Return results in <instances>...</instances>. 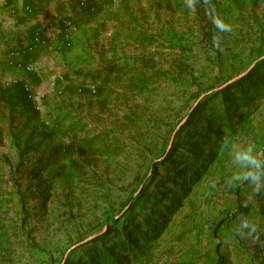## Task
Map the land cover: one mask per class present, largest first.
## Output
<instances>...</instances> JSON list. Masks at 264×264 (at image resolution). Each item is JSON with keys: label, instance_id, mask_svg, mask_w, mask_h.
<instances>
[{"label": "rangeland", "instance_id": "obj_1", "mask_svg": "<svg viewBox=\"0 0 264 264\" xmlns=\"http://www.w3.org/2000/svg\"><path fill=\"white\" fill-rule=\"evenodd\" d=\"M51 2L0 0V264H264V0Z\"/></svg>", "mask_w": 264, "mask_h": 264}, {"label": "crops", "instance_id": "obj_2", "mask_svg": "<svg viewBox=\"0 0 264 264\" xmlns=\"http://www.w3.org/2000/svg\"><path fill=\"white\" fill-rule=\"evenodd\" d=\"M34 4L38 6L42 5H48L51 6V1L53 0H30ZM37 11V8H36ZM54 15H51L50 13L48 16L45 13V10L43 7H40V11L38 12L35 17L37 18V21H39L41 27L49 26L52 30H54L58 25L57 22L54 20ZM19 23V22H18ZM58 30V29H57ZM25 34V33H24ZM52 35V38L48 41V47L44 49H36L34 50V54H32L30 58V62L36 67L35 69L40 73L44 72L48 69L54 68V67H60L64 66L65 63L68 60L65 57H68L69 51L67 48H56L52 49V47L57 44L59 45L62 41L61 38L56 37L55 33H47L46 36ZM25 35H20V30H18V24H15L13 27L9 28L6 32L1 34L0 32V61L5 60L7 62L5 65L10 67L16 66L19 64L20 60H16L17 57H9L6 54V49L12 45L16 44H23L22 42L26 39ZM50 45V46H49ZM28 56H25V59ZM9 59V60H8ZM3 64V63H2Z\"/></svg>", "mask_w": 264, "mask_h": 264}, {"label": "built area", "instance_id": "obj_3", "mask_svg": "<svg viewBox=\"0 0 264 264\" xmlns=\"http://www.w3.org/2000/svg\"><path fill=\"white\" fill-rule=\"evenodd\" d=\"M66 37L63 38V41H65ZM45 40V39H44ZM44 40H42L41 42H44ZM34 46L36 47L37 44H34Z\"/></svg>", "mask_w": 264, "mask_h": 264}, {"label": "trees", "instance_id": "obj_4", "mask_svg": "<svg viewBox=\"0 0 264 264\" xmlns=\"http://www.w3.org/2000/svg\"><path fill=\"white\" fill-rule=\"evenodd\" d=\"M115 264L117 263V261L116 262H114Z\"/></svg>", "mask_w": 264, "mask_h": 264}]
</instances>
